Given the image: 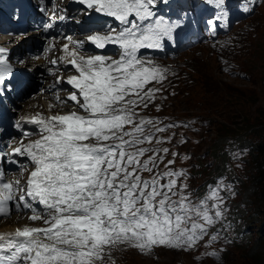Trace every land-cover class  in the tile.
I'll return each mask as SVG.
<instances>
[{"label": "snow or ice", "instance_id": "6c2138e0", "mask_svg": "<svg viewBox=\"0 0 264 264\" xmlns=\"http://www.w3.org/2000/svg\"><path fill=\"white\" fill-rule=\"evenodd\" d=\"M74 2L89 16L108 18L103 19L104 31L86 40L99 50L114 46L117 58L81 55L78 49L84 41L66 36L63 55L51 61L75 71L66 81L73 90L57 100L62 105L71 101L78 110L21 118L37 126L38 138L0 153V165H15L19 161L10 157H25L23 171L28 172L22 182L7 180L0 169V218L30 212L27 219L41 225L0 233V264H116L113 252L121 246L142 254L157 247L196 250L224 217L225 197L237 192L221 176L197 197L189 173L175 167L180 154L164 146L172 144L175 133L161 135L178 125L144 115L162 91L152 85H162L169 70L143 53L162 50L175 40L184 28L185 4L175 5L181 11L173 19L163 13L173 0ZM248 2L251 6L243 11L251 14L260 0ZM204 3L212 7L207 24L214 31L216 21L230 14L227 0ZM65 18L54 12L49 19ZM53 27V22L44 25L45 30ZM13 74L6 50L0 49V103L12 91ZM57 82L63 78L57 77ZM155 107L159 111L161 106ZM13 126L25 137L33 134L20 122ZM217 238L212 234L207 243ZM205 255L220 258L218 251Z\"/></svg>", "mask_w": 264, "mask_h": 264}, {"label": "rangeland", "instance_id": "374dc122", "mask_svg": "<svg viewBox=\"0 0 264 264\" xmlns=\"http://www.w3.org/2000/svg\"><path fill=\"white\" fill-rule=\"evenodd\" d=\"M185 2L187 3V0ZM259 3L260 6L248 14L243 11L244 6H251L248 0H239L235 7L236 11L229 8L230 14L224 17L226 24L229 21L233 22L232 31L229 33L228 30L224 31L214 46L199 45L196 50L185 52L173 61L164 63V66L170 69V76H175L176 82L165 84L172 90L170 93L163 88L164 95L161 99L164 104L163 111L171 114L172 118L181 117L193 121L192 124L188 123L191 140L186 138L187 143H180L182 145L179 146V150L193 155L195 161L199 156L201 163L203 161L207 163L204 168L192 169V172L193 170L198 172L195 178L191 177L193 184L198 187L208 178L205 186L214 185L222 176L237 192L234 197L231 195L225 197L226 212L219 220L224 223L228 220L231 223L232 226H228V229L231 235L235 233V242L239 241V233L237 229L233 231L235 226L233 220H238L240 224L243 221L236 216L239 214L236 206L242 196L241 190L244 191L248 185L240 184L238 176L244 175L251 165L248 148L252 140H259V136L264 134V0H260ZM27 44L24 42L20 48L25 49ZM223 66H226L228 71H224ZM177 70L183 71V74L178 76ZM29 101L31 99L25 104ZM225 118L230 123L225 124L226 130H231L233 133L230 135L233 136L224 146L226 158L222 169L208 177L215 166V161L208 157L209 148L212 147L213 139L223 132L221 128L217 132L216 128L218 124L225 122ZM237 136L242 138V143L234 141L233 137ZM234 154L237 158H233ZM185 156L178 159L177 166L189 162L190 159L185 160ZM249 172L248 168L247 173ZM245 200L249 201L246 196ZM255 202H258V198ZM263 215L264 213L260 218ZM213 227L219 234L222 226L216 223ZM255 232L256 229L253 230L255 237L253 235L251 239H245L240 244L235 242L231 244L223 254L224 258L216 261L199 262L188 251L165 248H160L151 257L141 256L129 249L116 250L113 254H116V264H263L264 240ZM254 244L256 248L254 252H250V247Z\"/></svg>", "mask_w": 264, "mask_h": 264}, {"label": "trees", "instance_id": "16d2710c", "mask_svg": "<svg viewBox=\"0 0 264 264\" xmlns=\"http://www.w3.org/2000/svg\"><path fill=\"white\" fill-rule=\"evenodd\" d=\"M226 123L230 124L227 118H225V122L223 121L217 125V132L220 131V128L223 129V132L213 139V144L211 143L212 147L209 148L210 152L208 157H211L215 161V166L208 174V177L214 172L221 170L223 167L226 158V150L224 146L229 142V138L233 136L230 135L233 133L231 130H226ZM259 138V140H252V143L248 148L249 160L251 161V165L248 167L250 172L247 173V168L244 175L238 176L240 184L248 183L244 191L243 189L241 190L242 196L236 206L239 210V214L236 216L239 219L242 218V224L234 219L235 228L239 231L240 235L239 244L245 239H251L253 235L255 237V234L253 233L254 229H256V235L262 237V240H264V215L260 218V215L264 213V134L259 136ZM233 139L236 142H243L240 136H237V138L233 137ZM205 164L207 165L205 161L202 163L200 162V157L198 156L197 160L194 161L193 166L195 168H204L206 166ZM245 196L251 203L245 200ZM256 198H258V202H255ZM255 248L256 244L250 247V252H254Z\"/></svg>", "mask_w": 264, "mask_h": 264}, {"label": "bare ground", "instance_id": "6f19581e", "mask_svg": "<svg viewBox=\"0 0 264 264\" xmlns=\"http://www.w3.org/2000/svg\"><path fill=\"white\" fill-rule=\"evenodd\" d=\"M3 35V37H2ZM9 36H7L6 34H0V42L4 43L6 41H9ZM25 40L22 39V42L23 43ZM12 43V42H11ZM197 47L193 48V49H190L188 50L186 53H189L191 51H194L196 50ZM27 66L30 67V66H38V65H41V66H45V61L42 59V58H31V59H27V62H26ZM43 99V98H42ZM37 101V99L32 98L31 101H29L28 103L25 104L24 106V110H20L21 112L20 113H25L26 111L27 112H32L34 111V108H33V105L35 104V102ZM43 106L47 109V110H54V109H58V106H56L55 108H50V105H54V104H50L51 102L48 100V99H45L43 101H41ZM6 223V224H5ZM3 223V225L0 224V231L2 232H12L15 230L16 227H22L24 225L27 224V221L26 219H18V216L14 215L12 216L11 218H8L6 220V222ZM162 249V248H161Z\"/></svg>", "mask_w": 264, "mask_h": 264}, {"label": "clouds", "instance_id": "9594fccd", "mask_svg": "<svg viewBox=\"0 0 264 264\" xmlns=\"http://www.w3.org/2000/svg\"><path fill=\"white\" fill-rule=\"evenodd\" d=\"M195 161V160H194Z\"/></svg>", "mask_w": 264, "mask_h": 264}]
</instances>
